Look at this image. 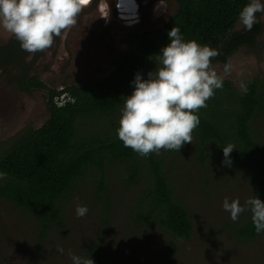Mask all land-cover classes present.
<instances>
[{
	"label": "trees",
	"instance_id": "trees-1",
	"mask_svg": "<svg viewBox=\"0 0 264 264\" xmlns=\"http://www.w3.org/2000/svg\"><path fill=\"white\" fill-rule=\"evenodd\" d=\"M177 12L156 31H145L137 45L125 53L115 71L100 81L82 83L66 88L74 101L58 108L53 100L59 95L46 88L27 73L15 76L20 91L47 92V119L38 129L23 130L10 147L0 153V199L31 215L38 223L39 240L43 241L53 229H65L64 207L70 201L75 187L83 177L94 173V193L103 199L107 192V164H125L124 183L133 185L141 178L145 189L131 204L129 223L136 230L157 224L162 233L179 241H189L193 226L188 209L173 194L166 171L165 150L159 154L140 156L123 145L118 138L119 121L114 114L124 105L134 90L132 81L137 73L147 79V72L156 70V55L170 43L168 32L179 27L183 39L196 41L219 51L212 67L223 75L226 63L234 64L235 56L263 62L260 43L264 32V19L257 17L251 31L239 21V13L250 0H176ZM14 41L0 49V60L20 63L23 50ZM21 67V66H19ZM247 93L230 75L223 88L215 91L206 108L200 109L199 126L193 131L197 158L207 162V153L213 146L222 167L228 172L239 171L247 182L251 197L264 202V145L254 134L252 124L256 117L264 116V70L252 74L245 70ZM57 97V96H56ZM94 117L103 120V128L83 135L80 120ZM99 127V125H98ZM229 144L235 149L230 154L232 164L223 166V148ZM176 154L177 151L168 150ZM251 212L245 211L243 220L227 225L229 234L237 244L257 240ZM105 223V221H103ZM99 237L84 249V258L94 264H105V248ZM159 264H176L178 248L173 241H165Z\"/></svg>",
	"mask_w": 264,
	"mask_h": 264
},
{
	"label": "rangeland",
	"instance_id": "rangeland-1",
	"mask_svg": "<svg viewBox=\"0 0 264 264\" xmlns=\"http://www.w3.org/2000/svg\"><path fill=\"white\" fill-rule=\"evenodd\" d=\"M260 2L264 4V0ZM164 4L159 2L158 9L163 10ZM149 6H143L141 24L135 28H124L112 17L102 20L97 11H87L73 28L62 32L59 41L37 61L33 67L37 77L54 89L108 77L120 58L135 46L137 36L161 29L174 11L172 4L166 14L155 17L150 15ZM103 7L104 4L101 9ZM257 17L263 20L264 13H257ZM11 36L0 27V44ZM260 43L264 52V32ZM237 57L232 61L230 76L236 85L245 79V70L250 75L264 70V61ZM45 104V92L25 95L0 72V153L7 150L23 130L43 125L48 117ZM123 106L114 114L116 122L120 120ZM102 121L94 117L81 119V133L88 135L95 128L102 129ZM252 128L264 145V116L256 117ZM165 153L173 194L190 214L193 235L189 241L170 238L157 224L148 229H134L128 212L145 189L144 180L140 178L137 183L126 186L125 164H107L106 196L97 199L93 172L83 177L64 207L65 229L51 230L43 241L39 240L38 223L31 215L0 199V264H73L72 255L84 258V249L99 237L105 248V264H159V251L168 240L178 248L176 264H264V232L254 242L240 245L227 228L236 222L223 209L224 199L229 202L239 199L244 206L252 195L242 174L225 170L213 146L206 155L207 162L201 164L194 140L176 154L166 150ZM77 205L88 208L84 217H77ZM243 216L244 212L237 222L243 220Z\"/></svg>",
	"mask_w": 264,
	"mask_h": 264
},
{
	"label": "clouds",
	"instance_id": "clouds-1",
	"mask_svg": "<svg viewBox=\"0 0 264 264\" xmlns=\"http://www.w3.org/2000/svg\"><path fill=\"white\" fill-rule=\"evenodd\" d=\"M89 2L0 0V27L13 35L27 53L44 52L52 47L55 37L76 25ZM257 13H264L260 0H250L240 11L239 21L245 30L251 31L258 23ZM168 37L170 43L155 56L159 63L155 72H149L147 79H142L140 73L135 75L134 90L125 99L117 129L123 145L144 157L159 154L161 149L179 152L185 144H192V133L200 123L195 113L207 107L206 102L223 88L224 78L232 72V65L226 63L223 75H219L212 67L219 51L194 40L186 42L179 27L174 26ZM240 88L247 93L246 83L241 82ZM233 149L232 144L223 148V166H231ZM222 207L233 222L250 211L256 233L264 232V202L256 196L246 199L244 206L239 199L229 202L225 198ZM87 212L86 206L77 205V217ZM58 250L63 252L62 248ZM71 259L73 264H94L90 258L72 255Z\"/></svg>",
	"mask_w": 264,
	"mask_h": 264
},
{
	"label": "flooded vegetation",
	"instance_id": "flooded-vegetation-1",
	"mask_svg": "<svg viewBox=\"0 0 264 264\" xmlns=\"http://www.w3.org/2000/svg\"><path fill=\"white\" fill-rule=\"evenodd\" d=\"M159 2L166 3V4H164L165 8L163 10L158 9L159 7H157V5ZM103 4H104V7H103V9H101ZM148 4L150 5L149 6L150 15H153L155 17L158 16V14L160 15V17L163 16L164 14H166L167 13V7L169 8L172 4L174 5V11L168 20H170L173 17V15H175V13L177 12L176 0H90V2L83 8L81 13L78 15L77 22H79L80 18H82L86 14L87 11H97L98 15L100 16V18L102 20L106 16L109 18L112 17V18L116 19L121 24V26H123L124 28H135L139 24H141V20H142L141 11L143 9V6L148 5ZM124 8H127L128 12ZM142 33L143 32H141L137 36V41H136L135 45H137L138 39L142 35ZM61 36H62V34H61ZM61 36L54 38V43H53L52 47L55 45V43H57L59 41ZM14 38L15 37L12 35L7 40L6 43L0 44V49L8 47L11 44V42L14 41ZM18 46L20 48V44H18ZM132 49H130V50H132ZM47 50H45V51H47ZM130 50H128V51H130ZM22 52H23V55H22V59H21L20 63L12 62V63H9L8 65H6L5 67H0V72H2V74L7 78V80L11 84H13L17 88L18 91H20V90H19L18 85L16 83V80L14 78H15V76H17L21 73H27L28 77L35 78L37 81H39L41 84H43L46 88L55 90L59 94L56 96H63L64 94L68 95L66 88L73 86V85H65L64 84L65 87H60L58 89H54V88L46 86L42 81H40L39 78L37 77V74L34 72L33 67L37 63V61H39V59H41L44 52H37L35 54L27 53L24 50ZM3 63H5V62L3 60H0V65ZM19 66H21V67H19ZM77 85H79V84H77ZM20 92L25 94V95H30L33 92H45L46 93V103H47V92L46 91L32 90L30 93H24L22 91H20ZM45 106H46V104H45ZM46 108H47V106H46Z\"/></svg>",
	"mask_w": 264,
	"mask_h": 264
},
{
	"label": "built area",
	"instance_id": "built-area-1",
	"mask_svg": "<svg viewBox=\"0 0 264 264\" xmlns=\"http://www.w3.org/2000/svg\"><path fill=\"white\" fill-rule=\"evenodd\" d=\"M68 102L72 103L73 100L66 94H64L63 96H57L53 100L54 105L58 108L63 107Z\"/></svg>",
	"mask_w": 264,
	"mask_h": 264
},
{
	"label": "bare ground",
	"instance_id": "bare-ground-1",
	"mask_svg": "<svg viewBox=\"0 0 264 264\" xmlns=\"http://www.w3.org/2000/svg\"><path fill=\"white\" fill-rule=\"evenodd\" d=\"M133 3V2H132ZM133 5V4H132ZM124 9H126L127 10V8H124ZM127 12H128V10H127Z\"/></svg>",
	"mask_w": 264,
	"mask_h": 264
}]
</instances>
